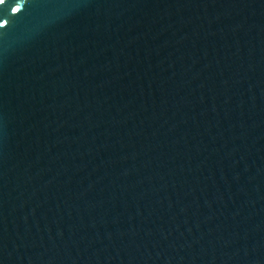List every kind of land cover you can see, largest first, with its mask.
<instances>
[{"label":"water","instance_id":"1","mask_svg":"<svg viewBox=\"0 0 264 264\" xmlns=\"http://www.w3.org/2000/svg\"><path fill=\"white\" fill-rule=\"evenodd\" d=\"M0 264H264V0H3Z\"/></svg>","mask_w":264,"mask_h":264},{"label":"snow or ice","instance_id":"2","mask_svg":"<svg viewBox=\"0 0 264 264\" xmlns=\"http://www.w3.org/2000/svg\"><path fill=\"white\" fill-rule=\"evenodd\" d=\"M3 2V0H0V3H2Z\"/></svg>","mask_w":264,"mask_h":264}]
</instances>
